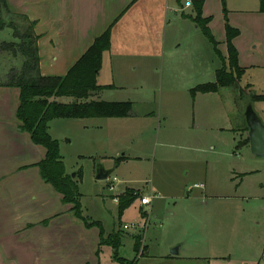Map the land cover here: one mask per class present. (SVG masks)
Here are the masks:
<instances>
[{"label":"rangeland","instance_id":"obj_1","mask_svg":"<svg viewBox=\"0 0 264 264\" xmlns=\"http://www.w3.org/2000/svg\"><path fill=\"white\" fill-rule=\"evenodd\" d=\"M216 2L215 9L223 7L222 0ZM253 4L258 6L252 0L237 6L250 9ZM250 22L242 20L245 28ZM199 31L203 60H196L186 41L176 46L172 36L164 64L148 82L128 72V77L119 76L116 87L100 90V100H132L135 116L57 118L50 123L66 172H81L76 180L84 214L101 221L107 234L121 232L118 255L126 261L103 245L102 264H264V157L254 155L246 142L245 120L250 93L264 94V50L257 49L260 61L245 69L239 86L194 96L191 89L214 82L222 65ZM9 33L8 28L0 30V37ZM6 67L0 59V75ZM108 70L97 76L98 84L113 82ZM252 106L264 121V100ZM100 165L111 172L108 178H97ZM127 188L141 194L119 216L113 195ZM146 195L155 197L143 205L140 199ZM131 223L142 227L124 228ZM177 246L181 251L173 254Z\"/></svg>","mask_w":264,"mask_h":264},{"label":"crops","instance_id":"obj_2","mask_svg":"<svg viewBox=\"0 0 264 264\" xmlns=\"http://www.w3.org/2000/svg\"><path fill=\"white\" fill-rule=\"evenodd\" d=\"M252 1L258 6L249 9L237 6L248 0H225L229 22L240 30L234 44L245 69L260 61L257 49L264 50V13L259 11V0ZM216 3L205 0L203 15L212 18L209 26L227 55L224 11L221 5L215 9ZM7 4L10 12L36 21L40 71L45 76L65 75L115 21L112 46L104 54L98 74L109 66L113 82L101 86L116 87L115 81L122 74L128 77V72L130 77L148 82L164 64L172 36L176 46L186 41L198 55L197 61L204 57L199 55L204 51L199 27L183 15L194 13L193 6L184 7L185 0H7ZM246 18L252 21L247 28L242 24ZM121 57L132 60L122 61ZM101 91L90 99L100 100ZM72 98L57 100L71 102ZM19 102V88L0 85V264H102L97 253L99 228H88L72 215V205L64 203L62 194L42 178L39 163L46 148L22 130L17 117ZM256 171H246L243 176ZM219 195L223 197L215 196Z\"/></svg>","mask_w":264,"mask_h":264},{"label":"trees","instance_id":"obj_3","mask_svg":"<svg viewBox=\"0 0 264 264\" xmlns=\"http://www.w3.org/2000/svg\"><path fill=\"white\" fill-rule=\"evenodd\" d=\"M222 1L227 55L220 50L219 42L209 26L212 18L203 15L205 0H193L194 13L183 14L190 18L212 43L222 64L216 71L214 82L199 84L191 89L194 96L197 93L218 92L223 87L239 86L245 74V68L240 65L239 52L234 44V39L240 35V30L230 24L226 2ZM259 11L264 13V0H259ZM115 22L95 38L93 44L65 75L45 76L40 71L39 35L35 31L36 21L29 19L26 15L10 12L7 0H0V30L10 29L7 36L0 37V59L9 67L4 74H1L2 76L0 75L2 79L0 85L16 87L20 90L17 117L21 121V128L30 133L35 144L46 148V156L39 163L42 178L62 194L64 203L72 205L71 210L86 227L99 228L98 254L103 245H110L116 251L115 258L126 261L118 255V249L122 243L121 232L115 229L107 234L101 221L84 214L79 200L76 176L73 177L66 172L59 141L49 132L50 122L57 118H118L128 116L129 111L133 109L131 101L90 99L93 93L111 87V85H99L97 76L103 65L104 54L111 49ZM243 90V87H239L240 93H243ZM62 96H70L74 100L58 101L57 98ZM261 100H264V94H258L255 91L250 93L251 104ZM245 120L248 129L247 119ZM246 142H250V139L248 138ZM123 158H117L116 163L118 164ZM80 174V171L76 173V175ZM140 194L139 190L127 188L118 196L119 216L123 215L125 210L140 197ZM140 247L141 237L137 235L134 249L138 252L141 250ZM130 263L136 264L135 261Z\"/></svg>","mask_w":264,"mask_h":264},{"label":"water","instance_id":"obj_4","mask_svg":"<svg viewBox=\"0 0 264 264\" xmlns=\"http://www.w3.org/2000/svg\"><path fill=\"white\" fill-rule=\"evenodd\" d=\"M132 114H135L133 109L129 111V115ZM246 119L249 125V138L251 150L254 155L264 157V121L256 113L252 104L248 105L246 111ZM110 173V171L106 170L102 165H100L98 168L97 178L106 179L109 177ZM72 176L75 177L76 173H73ZM172 252L173 254H178L179 247H175Z\"/></svg>","mask_w":264,"mask_h":264},{"label":"built area","instance_id":"obj_5","mask_svg":"<svg viewBox=\"0 0 264 264\" xmlns=\"http://www.w3.org/2000/svg\"><path fill=\"white\" fill-rule=\"evenodd\" d=\"M192 5H193V0H185L184 7H190ZM111 189H114V185L111 186ZM154 197H155V195H150V196L146 195V196L142 197L140 200H141V203L143 205H148V204L152 203ZM115 199L118 200V197ZM139 227H142V226H140L138 223H131V224H125L124 225L125 229H138Z\"/></svg>","mask_w":264,"mask_h":264}]
</instances>
